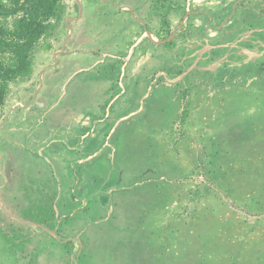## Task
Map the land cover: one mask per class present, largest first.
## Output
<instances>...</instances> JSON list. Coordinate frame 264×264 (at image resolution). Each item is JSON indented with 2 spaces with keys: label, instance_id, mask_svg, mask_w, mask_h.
<instances>
[{
  "label": "rangeland",
  "instance_id": "1",
  "mask_svg": "<svg viewBox=\"0 0 264 264\" xmlns=\"http://www.w3.org/2000/svg\"><path fill=\"white\" fill-rule=\"evenodd\" d=\"M20 17L0 9V27ZM63 47L106 58L85 68L90 53L59 57ZM13 62L0 50V67ZM99 73L114 86L82 84L75 96ZM39 82H54L43 92L58 107L81 111L94 89L102 112L112 106L80 136L92 156L76 166L88 170L73 175L75 194L49 177L53 166L66 177L70 154L48 164L62 137L27 106ZM33 106L43 113L45 98ZM248 121L264 131V0H62L0 110V264H264V164L239 148L251 132L226 135ZM163 181L169 198L155 195Z\"/></svg>",
  "mask_w": 264,
  "mask_h": 264
},
{
  "label": "crops",
  "instance_id": "2",
  "mask_svg": "<svg viewBox=\"0 0 264 264\" xmlns=\"http://www.w3.org/2000/svg\"><path fill=\"white\" fill-rule=\"evenodd\" d=\"M125 9H122V11H124ZM126 14H129L128 16L132 17V18H137L136 20H131V29L137 30L140 29L142 27V22L145 23L144 19H141L140 17L137 16V11L136 8L134 6L130 7L129 10L126 11ZM138 21V22H137ZM130 29V30H131ZM146 31V30H144ZM145 33V32H144ZM135 36L131 37V40H134L136 38V41L133 42L132 47L138 45L142 40H143V34L140 36H137L136 34H134ZM119 43H126L125 40H121L119 41ZM130 43V42H129ZM143 44V46H148L151 44H147L145 42L141 43ZM62 52L59 54V57L62 56L63 54L65 56H70V57H74L76 59H78V57L82 54H89L93 56L94 62L92 61L91 63H89L88 67L85 68H92L95 67L98 64H101V62L104 61V58H102V55L106 56L104 54H100L99 56L93 54L92 52H89L87 50H83L80 49L78 47L76 48H70L68 50H66L65 47H63V49L61 50ZM131 54L128 55L127 58H130ZM53 66L56 65V61L52 62ZM102 65V64H101ZM82 68V69H85ZM122 73V74H121ZM120 74H118V79L120 78V76L122 75L123 77H127L128 74H130L129 72H125L122 70ZM126 75V76H125ZM130 76H133L130 75ZM40 80L42 79V76H40ZM89 80V79H88ZM86 79H79L76 83V85L74 86V94L75 96H77V94H79V86H81L82 84H87L90 85L92 87H95L94 85H100V84H105L106 83V90L110 89L114 86V84L112 83V79H111V75L109 74H97L96 76H94L92 79H90L89 81ZM112 80V81H111ZM88 81V82H87ZM42 82V81H41ZM41 82H39V86L38 89H36V91L34 92L33 96L31 97V101H30V105H27L28 108H30L32 110V115H35L37 117H41V119H45V122L47 123V126L49 127L47 129V132L49 131L50 133H48L49 135L55 136L56 134L61 135L62 139L59 140L61 141V146L59 148H51V152L53 153L52 157L49 159H51V161H49V165L52 164V162L54 161L55 157H61L63 159L66 158V153L70 154L69 159L65 162L67 164L66 168H65V173H66V177L64 175L63 179L59 180L58 176H57V172L56 169H54V166L49 168V177L51 180V183L55 186V184H57L58 186H64L67 189L68 184H71V186L73 185V187L70 188V190L72 191V193H76L77 189L74 187V185L76 184H80L81 180H77L74 178L73 175H82L85 177V172L88 170L86 168H82L79 167L78 170L76 169V166L78 164H81L82 162H85L87 157H91L92 154H89L88 156H85L83 158V154L82 152L86 151V146H85V142L84 144L81 143V139L80 136L83 137L85 139L86 135L90 133V129L96 127V125L99 124L100 121L103 120V116H105L107 113H110V110L112 108L111 104L110 106H107V111L106 113L102 112L101 110V105L98 103L97 99L99 96V92H97V89H94L91 93L89 92L87 95V93L85 94V96H92L94 99L88 101L85 105V107L83 109H81V111H73L71 109H69L68 107L65 106H61L58 107L57 106V101H55V95L52 94V92H50L49 90L46 92L43 90L44 89H49L51 87L54 86V82H45L43 83V85L41 84ZM92 83V84H90ZM82 87V86H81ZM52 89V88H51ZM39 96H42L43 98H45L46 100V108H44L43 113L40 112L41 108H37V111L35 112V107L33 106V101L35 100V98H39ZM118 94H114L113 96H111V100L110 103L113 102L115 99H117ZM110 108V109H109ZM16 119H24V117L21 115H15ZM110 134L106 135L104 138H101V141L103 140H107L110 138L109 136ZM59 137V136H58ZM57 138L53 139L54 144L55 143H60L59 141H55ZM50 143V144H49ZM48 144L50 146H52L53 143L49 142ZM49 147V146H48ZM99 151V150H97ZM49 167V166H48ZM47 167V168H48ZM54 186L52 187V189L54 188ZM63 187V188H64ZM72 193H69L70 196L72 195ZM49 195V194H47ZM42 196V194L40 195ZM52 196V195H51ZM76 197V196H75ZM78 200V198H75Z\"/></svg>",
  "mask_w": 264,
  "mask_h": 264
},
{
  "label": "trees",
  "instance_id": "3",
  "mask_svg": "<svg viewBox=\"0 0 264 264\" xmlns=\"http://www.w3.org/2000/svg\"><path fill=\"white\" fill-rule=\"evenodd\" d=\"M3 2H5V4L2 5L0 3V9L4 10L6 14H21V17L14 31L7 30L5 27H0V50H3L4 47H9L14 55V62L11 66L0 67V110L5 105L11 80L31 71L35 46L41 36L48 30L49 20L60 8L62 0H3ZM245 123L247 124L237 123L234 124L233 127L227 128L226 135L232 136L236 132H242V130L251 132L248 138L241 140L239 148H242L243 154L248 158L253 155L258 156L259 161L264 164V149L262 152L258 151L259 148L262 149V147H264V131L257 127L251 129L250 126L253 125L251 121ZM256 135H259L261 139H253ZM217 153L218 152L215 154L216 159L219 158ZM157 176L153 178H157ZM180 178H184L183 175H181ZM152 185L155 188L156 196H158L159 193H164L165 196L169 198L167 190L172 187L170 184L163 181L157 184L152 183ZM156 206L157 205H152L151 212H153V208ZM167 206L169 205L167 204ZM137 210L141 211V208L138 207ZM138 214L139 212L137 215ZM206 244L209 246V242H200L195 248H200V245H202V249L206 248ZM208 249L209 247L206 248V250Z\"/></svg>",
  "mask_w": 264,
  "mask_h": 264
}]
</instances>
